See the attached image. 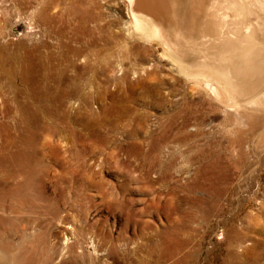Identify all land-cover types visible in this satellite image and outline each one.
I'll return each instance as SVG.
<instances>
[{"label":"rangeland","instance_id":"1","mask_svg":"<svg viewBox=\"0 0 264 264\" xmlns=\"http://www.w3.org/2000/svg\"><path fill=\"white\" fill-rule=\"evenodd\" d=\"M126 2L0 0V261L264 264V96L213 112ZM131 54L152 83H116Z\"/></svg>","mask_w":264,"mask_h":264},{"label":"bare ground","instance_id":"2","mask_svg":"<svg viewBox=\"0 0 264 264\" xmlns=\"http://www.w3.org/2000/svg\"><path fill=\"white\" fill-rule=\"evenodd\" d=\"M126 3L130 14L129 32L143 43L158 48L162 57L191 84L198 98L208 101L213 112L223 107L225 112L245 115L248 108L263 105L264 0H127ZM45 4L46 9L51 5ZM74 8L68 15L75 31L72 40L79 41L88 17ZM229 10L235 15L232 20L224 17ZM252 14L258 15L256 23L250 21ZM3 20L0 16V35ZM131 51L136 54L134 49ZM74 53L79 52L74 50ZM30 59L35 61L34 57ZM130 64L119 68L121 73L115 78L116 83L136 86L150 84L156 78L152 75L154 65L143 66L137 55L131 54ZM25 73L26 79L38 83L69 79L65 75L40 74L35 66L28 67ZM37 93L49 92L37 90Z\"/></svg>","mask_w":264,"mask_h":264}]
</instances>
